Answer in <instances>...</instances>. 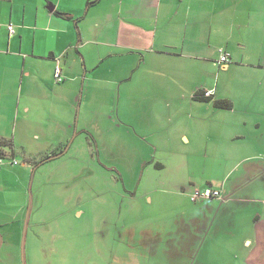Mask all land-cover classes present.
<instances>
[{"label": "crops", "instance_id": "obj_1", "mask_svg": "<svg viewBox=\"0 0 264 264\" xmlns=\"http://www.w3.org/2000/svg\"><path fill=\"white\" fill-rule=\"evenodd\" d=\"M220 48L230 53L226 64L219 62ZM223 75L233 94L222 98ZM98 81L134 83L130 96L148 114L155 100L189 97L210 105L200 110L214 122L205 130L206 155L231 164L221 180L204 185L189 178L170 190L190 198L195 189L212 187L224 200H190L195 210L173 224L162 219L143 229L139 255L157 256L164 245L168 257L181 252L188 256L180 260H206L207 244L235 238L238 219L252 214L241 239L245 250L231 256L264 264V0H0V138L12 145L2 147L0 170L17 155L29 168L62 155L84 131L73 119L88 120L84 100ZM200 89L231 108L194 99ZM181 139L191 142L187 133Z\"/></svg>", "mask_w": 264, "mask_h": 264}, {"label": "rangeland", "instance_id": "obj_2", "mask_svg": "<svg viewBox=\"0 0 264 264\" xmlns=\"http://www.w3.org/2000/svg\"><path fill=\"white\" fill-rule=\"evenodd\" d=\"M226 80L223 75L222 98L233 94ZM134 88L98 81L84 100L88 120L79 125L73 119L84 131L62 155L31 168L17 155L16 164L0 170V264H245L231 255L245 250L241 239L249 235L252 214L238 219L235 238L210 241L206 260H180L188 256L181 252L168 257L164 245L157 256L139 255L143 229L162 219L173 224L195 210L189 196L170 190L189 178L204 185L221 180L231 164L206 155L205 130L214 122L200 110L210 105L189 97L155 100L148 114L143 101L131 98ZM181 133L189 135V144Z\"/></svg>", "mask_w": 264, "mask_h": 264}, {"label": "built area", "instance_id": "obj_3", "mask_svg": "<svg viewBox=\"0 0 264 264\" xmlns=\"http://www.w3.org/2000/svg\"><path fill=\"white\" fill-rule=\"evenodd\" d=\"M8 31L10 35H13L15 32L14 25L13 24H8L7 25ZM230 60V53L225 51L223 48L219 49V62L221 64H226ZM54 78L56 82H61L62 81V74L61 70L59 67H56L54 71ZM206 95H210V91L205 93ZM6 163L5 159L3 157H0V168ZM12 164H16V161L13 160ZM219 199V200H224L221 191L218 189H214L212 187H205L201 189H195L191 194H190V200L192 202H196L198 200H205V199Z\"/></svg>", "mask_w": 264, "mask_h": 264}, {"label": "trees", "instance_id": "obj_4", "mask_svg": "<svg viewBox=\"0 0 264 264\" xmlns=\"http://www.w3.org/2000/svg\"><path fill=\"white\" fill-rule=\"evenodd\" d=\"M193 98L196 100H205V101L212 102V105L216 108H227V109L231 108L230 101L228 100H213L212 101V97L210 95H206L205 92L202 91L201 89L197 90L193 94ZM5 146L11 147L12 146L11 142L6 139L0 138V154L1 155L4 154L2 147H5Z\"/></svg>", "mask_w": 264, "mask_h": 264}, {"label": "water", "instance_id": "obj_5", "mask_svg": "<svg viewBox=\"0 0 264 264\" xmlns=\"http://www.w3.org/2000/svg\"><path fill=\"white\" fill-rule=\"evenodd\" d=\"M49 158H51V157H49ZM28 215H29V213L27 212L26 220L28 219ZM26 220H25V224H24V231L26 230V226H27V221ZM0 244H1V237H0ZM23 245H24V235H23L22 249H23Z\"/></svg>", "mask_w": 264, "mask_h": 264}]
</instances>
